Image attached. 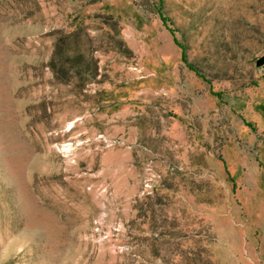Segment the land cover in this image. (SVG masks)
<instances>
[{
    "label": "rangeland",
    "instance_id": "1",
    "mask_svg": "<svg viewBox=\"0 0 264 264\" xmlns=\"http://www.w3.org/2000/svg\"><path fill=\"white\" fill-rule=\"evenodd\" d=\"M0 264H264V0H0Z\"/></svg>",
    "mask_w": 264,
    "mask_h": 264
},
{
    "label": "trees",
    "instance_id": "2",
    "mask_svg": "<svg viewBox=\"0 0 264 264\" xmlns=\"http://www.w3.org/2000/svg\"><path fill=\"white\" fill-rule=\"evenodd\" d=\"M167 20L170 21V19H167ZM181 57H182L183 62L187 65L188 68H190L193 71H197L196 67L192 63H189L187 61L185 53H184V49H183V51L181 53Z\"/></svg>",
    "mask_w": 264,
    "mask_h": 264
}]
</instances>
